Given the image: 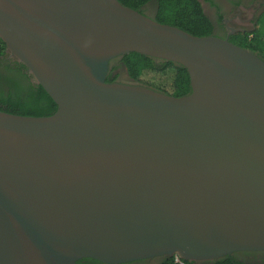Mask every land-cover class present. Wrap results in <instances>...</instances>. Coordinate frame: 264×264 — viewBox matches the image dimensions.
Listing matches in <instances>:
<instances>
[{
    "label": "water",
    "instance_id": "water-1",
    "mask_svg": "<svg viewBox=\"0 0 264 264\" xmlns=\"http://www.w3.org/2000/svg\"><path fill=\"white\" fill-rule=\"evenodd\" d=\"M0 40L57 106L0 111V264L264 251L258 55L117 0H0ZM130 53L183 67L189 94L106 82Z\"/></svg>",
    "mask_w": 264,
    "mask_h": 264
},
{
    "label": "trees",
    "instance_id": "trees-1",
    "mask_svg": "<svg viewBox=\"0 0 264 264\" xmlns=\"http://www.w3.org/2000/svg\"><path fill=\"white\" fill-rule=\"evenodd\" d=\"M121 5L142 14L148 3L155 4L154 21L176 27L196 37L213 36V26L203 14L196 0H117ZM260 22V21H259ZM260 23H258L259 25ZM261 28L250 34H237L231 43L255 53L264 61V19ZM5 45L0 40V111L26 117H47L55 113L57 106L47 93L31 82L27 69L20 63H6L2 57ZM106 82L112 83L117 74L113 72L122 66L128 78L137 84L172 97L189 94L190 85L187 71L174 63L155 60L137 53L124 55L110 63ZM172 258H161L158 264H171ZM184 264H196L184 262ZM200 264H243L235 254L216 261Z\"/></svg>",
    "mask_w": 264,
    "mask_h": 264
},
{
    "label": "flooded vegetation",
    "instance_id": "flooded-vegetation-1",
    "mask_svg": "<svg viewBox=\"0 0 264 264\" xmlns=\"http://www.w3.org/2000/svg\"><path fill=\"white\" fill-rule=\"evenodd\" d=\"M203 14L208 18L213 26V36L227 39L229 42L237 34H250L258 26L261 16L264 13V0H196ZM155 4L148 3L142 8V14L153 17ZM2 59L9 64L16 61L6 53ZM18 63V62H16ZM112 67V65H111ZM28 74V72H27ZM113 74H117L116 82L122 81L119 77L118 69ZM128 83L127 81H123ZM239 262L243 264H264V251L238 252L234 253ZM161 258L139 260L122 264H158ZM203 263V262H202ZM76 264H105L92 259H82ZM200 264V263H196Z\"/></svg>",
    "mask_w": 264,
    "mask_h": 264
},
{
    "label": "rangeland",
    "instance_id": "rangeland-1",
    "mask_svg": "<svg viewBox=\"0 0 264 264\" xmlns=\"http://www.w3.org/2000/svg\"><path fill=\"white\" fill-rule=\"evenodd\" d=\"M263 19H264V13L261 16V19H260V22H259L260 24L257 26V28H261V25H263V24H261ZM117 69H118L119 77L121 78V80L128 81L124 67L119 66Z\"/></svg>",
    "mask_w": 264,
    "mask_h": 264
},
{
    "label": "built area",
    "instance_id": "built-area-1",
    "mask_svg": "<svg viewBox=\"0 0 264 264\" xmlns=\"http://www.w3.org/2000/svg\"><path fill=\"white\" fill-rule=\"evenodd\" d=\"M184 260L180 259L178 256H173L172 257V262L171 264H184Z\"/></svg>",
    "mask_w": 264,
    "mask_h": 264
}]
</instances>
